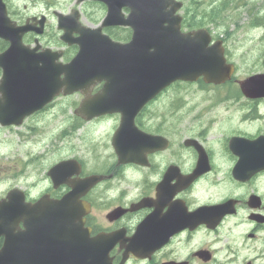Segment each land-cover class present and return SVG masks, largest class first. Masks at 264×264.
Masks as SVG:
<instances>
[{"label":"flooded vegetation","instance_id":"af4514ba","mask_svg":"<svg viewBox=\"0 0 264 264\" xmlns=\"http://www.w3.org/2000/svg\"><path fill=\"white\" fill-rule=\"evenodd\" d=\"M35 1L41 0H4L12 20L17 24L27 22L33 28L42 14L44 29L51 28V18L57 28L56 11H75L82 24L93 27L107 10L103 0H70L66 6L59 4L49 9L48 4L44 11L30 12ZM121 11L127 18L130 7L122 5ZM181 14L184 20V10ZM72 27L78 28L75 24ZM131 28L129 23L111 24L102 30L114 40L127 42L132 36ZM31 40L26 42H33L35 37ZM65 48L73 55L77 45ZM228 83L230 80L220 85L228 87L218 99L224 101L172 100L167 94L183 84L178 82L148 100L134 114L135 127L129 128L136 139L150 135L149 149L144 156L139 152L136 162L120 163L111 146L121 120L119 112L88 121L77 116L67 118L66 123L77 121L76 130L98 123L103 126L106 140H90V162L80 154H67L53 161L74 158L79 162L80 172L71 175V180L54 182L46 173L26 183L43 185L42 189L38 186L36 194L30 193L29 186L18 185L19 181L0 192L1 199L17 186L24 191L25 200L41 202L37 207L40 211L22 213L23 221L17 224V230L13 222L6 230L8 234L23 231L17 239L25 247L23 264H53L52 257L58 252L72 251L74 247L92 251L83 252L81 256L88 260L82 264L94 259L101 260L94 264H264V169H254V159L264 156V119L257 110L264 98H243L237 80ZM101 85L102 82L93 84L92 92ZM74 95L73 109L82 97L80 93L71 96ZM240 98L241 108L246 111L237 116L235 110L239 107L233 104ZM229 118H236L237 123L223 127ZM186 139L195 143L186 145ZM137 145L141 148L146 143L141 140ZM195 147L203 148L205 153L206 164L203 159L201 167H197L200 160ZM206 165L209 169L201 172ZM8 169L12 170V166ZM65 169L77 167L68 164ZM196 169L199 173L194 172ZM9 171L0 169V174L12 178L13 172ZM91 175L99 178L83 191L77 179ZM210 175L214 176L213 183L203 184ZM70 191L79 197H66ZM53 200L58 206L52 204ZM207 209L210 218L205 219ZM137 235L140 238L133 245ZM221 236L228 238L223 240L224 246L219 245ZM3 237L0 233V247ZM133 246L148 248L137 255L132 253Z\"/></svg>","mask_w":264,"mask_h":264},{"label":"water","instance_id":"95a60500","mask_svg":"<svg viewBox=\"0 0 264 264\" xmlns=\"http://www.w3.org/2000/svg\"><path fill=\"white\" fill-rule=\"evenodd\" d=\"M106 2L109 8L105 23L108 24L111 18L116 17L118 7L108 0ZM140 2L132 10L131 19H128L130 22L137 20L139 25L134 28L129 43L113 42L104 35L95 34L99 28H64L61 38L68 44H78L77 53L66 63L55 62L60 52L47 49L37 52L36 47L23 45L20 35L25 28H0V36L10 40L7 49L0 53V67L3 70L0 80V123H19L24 115L39 109L59 91L69 93L80 89L85 98L76 110L78 114L89 118L119 111L122 126H126L127 121L131 122L132 114L128 118L125 116L137 111L169 82L175 79L192 81L199 75H203L205 81L219 82L225 77L222 72L225 69L230 71L231 67L224 65L219 41L211 47L207 46L209 33L206 29L179 32L177 26L180 18L174 13L180 3L173 0ZM166 2L173 3L168 11L163 8ZM165 20L173 25V28H167L171 31L168 38H163L157 30ZM72 31H77L79 35L73 38ZM263 77L257 75L248 78L242 84L243 91L250 96L264 95ZM92 78L104 79L105 83L91 97L87 95V85ZM126 134V130L117 131L112 142L123 161H130L133 159L128 155L131 140ZM66 163L53 166L49 175L54 180H64L69 174L64 171L63 165ZM91 179L86 178L83 184H88ZM16 191H11L8 196ZM8 210L10 214L18 211L15 205ZM19 211L22 213L21 209ZM208 218L210 214L207 209L205 219ZM83 252L79 248H75L71 255L62 251L58 260L60 263L82 264L85 261V257L81 256ZM5 253L0 252V261H7ZM89 264L93 263L90 261Z\"/></svg>","mask_w":264,"mask_h":264},{"label":"rangeland","instance_id":"374dc122","mask_svg":"<svg viewBox=\"0 0 264 264\" xmlns=\"http://www.w3.org/2000/svg\"><path fill=\"white\" fill-rule=\"evenodd\" d=\"M69 2L70 0L35 1L33 3L34 8L30 12L44 11L47 9L48 4L50 5L49 9H51L53 7L57 8L60 5L66 6ZM207 2L208 0H198L197 3L203 4ZM253 15H258V17H253ZM221 16H226L225 18L228 20L217 25L212 31L222 36L224 31L230 33L227 46L231 52L232 60L237 66L234 79H242L252 72H264V61L260 59V55L264 49V23L257 24L261 21L259 17L264 16V0H248V4L245 3L237 8H232L230 11H223ZM49 23L51 28H45V33L43 37H41V43L46 45H50L49 42H51L55 35V25L52 18ZM227 90L228 87L213 89L202 88L198 84H179L173 89H170L167 95L171 97L172 100L224 101L223 99H218L220 98L219 96H224ZM70 98L71 99L58 97L53 105L47 107L38 114L28 117L19 127H0V169L9 171L8 168L12 166L11 172H20L17 177L12 176V178L9 179L4 176L5 174H0V181L3 180V183L0 184V192L4 190L7 185L10 186L11 183L19 181L20 184L18 185L22 187L29 186L30 193L36 194L40 188H43V185L26 183L44 176L43 174H46V170L52 165L51 163L60 157L58 156L60 153L62 155L80 154L85 160L91 161L89 149L93 143H90V140H106L103 126H99L98 123L94 125H85V127L78 131L81 135L77 138H75L77 133L74 137L71 134L68 139L69 144L64 148L56 151H46L48 148H51L53 138L63 127L64 115L67 116L71 114L68 104L72 103L75 97ZM228 100L235 101L233 98ZM242 101L243 99L240 98L238 103L233 104V106L239 107L235 110L238 112L237 116H239V114L242 116V113L246 111V109L241 108ZM64 109H67L66 113ZM257 110L262 114L261 119H264V103H262ZM235 123H237L236 118H232L231 121L229 118V120L227 119V121L224 122L223 127L231 126V124ZM70 143L75 147L72 146L71 148ZM28 158L29 165L22 171V160H28ZM213 181L214 176L210 175L203 184H212ZM7 182H9V184H7ZM206 237L212 238L214 236ZM224 239L228 238L221 236L219 245L224 246ZM232 247L234 248L233 245ZM227 254L228 252L226 250L225 255ZM225 255L223 254V257Z\"/></svg>","mask_w":264,"mask_h":264},{"label":"trees","instance_id":"16d2710c","mask_svg":"<svg viewBox=\"0 0 264 264\" xmlns=\"http://www.w3.org/2000/svg\"><path fill=\"white\" fill-rule=\"evenodd\" d=\"M220 8L218 5H215L214 7H211L209 10H200V11H196V13L200 14V17L197 19H193L192 21H190V25L192 26H199V25H205V24H213V25H219L222 22H224L226 19V16H221L219 14H217V12H219ZM220 13V12H219ZM261 19L262 22V17H259ZM260 22V21H259Z\"/></svg>","mask_w":264,"mask_h":264},{"label":"bare ground","instance_id":"6f19581e","mask_svg":"<svg viewBox=\"0 0 264 264\" xmlns=\"http://www.w3.org/2000/svg\"><path fill=\"white\" fill-rule=\"evenodd\" d=\"M232 1L233 0H226V1H224L222 3L221 7H220V10H219L220 13L217 12V14L221 15V13L223 11H228V10L232 9V7H233Z\"/></svg>","mask_w":264,"mask_h":264}]
</instances>
